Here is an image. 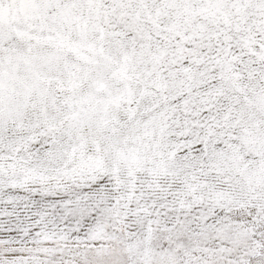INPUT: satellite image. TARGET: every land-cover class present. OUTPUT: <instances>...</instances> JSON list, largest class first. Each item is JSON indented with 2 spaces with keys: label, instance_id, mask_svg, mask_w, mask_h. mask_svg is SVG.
Returning a JSON list of instances; mask_svg holds the SVG:
<instances>
[{
  "label": "snow or ice",
  "instance_id": "6c2138e0",
  "mask_svg": "<svg viewBox=\"0 0 264 264\" xmlns=\"http://www.w3.org/2000/svg\"><path fill=\"white\" fill-rule=\"evenodd\" d=\"M0 264H264V0H0Z\"/></svg>",
  "mask_w": 264,
  "mask_h": 264
}]
</instances>
